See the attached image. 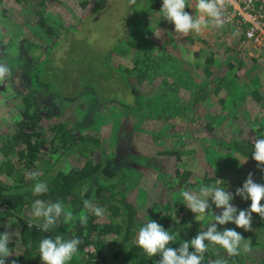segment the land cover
<instances>
[{
	"label": "rangeland",
	"instance_id": "1",
	"mask_svg": "<svg viewBox=\"0 0 264 264\" xmlns=\"http://www.w3.org/2000/svg\"><path fill=\"white\" fill-rule=\"evenodd\" d=\"M33 2L37 6L32 7ZM188 5L185 11L199 15L194 0H188ZM161 7L162 0H136L134 5L129 0H31L28 7L5 0L0 6V45L10 61L23 39L41 45L37 52L50 48L45 54V78L69 102L59 108L61 105L49 96L45 102L52 110L44 123L69 121L74 125L79 120L82 126H89L97 120L99 125L82 129L100 135L107 145L113 143L121 127L129 125L134 147L142 154L159 155L161 169L152 166L151 174L132 169L124 182L120 176L115 178L120 189L128 185L129 198L145 213L161 193L168 200L167 206L175 207L176 200L183 201L179 192L193 190L188 184L202 179L205 173L248 172L252 163L227 151L220 140L253 142L261 138L258 126H264V48L242 46L240 37L225 22L223 27H209L201 33H175L174 25L157 14ZM156 31L159 38L153 33ZM135 58L142 60L140 66L150 75L144 84L131 87L111 65L133 68ZM254 58L257 65L253 66ZM9 82L5 79L0 83V132L14 124L17 114L13 88L3 86ZM16 83L19 86V81ZM137 99L143 109L129 112L123 103ZM87 109L89 123L83 121ZM169 150L174 153L165 154ZM84 161V157H71L64 169ZM187 170L192 174L185 183L180 180ZM167 182H172L175 192L168 191ZM209 205L204 214L207 223L211 213L223 211L211 198ZM25 219L42 224L32 217L31 206ZM62 222L61 217L56 232H62L65 239L72 238L71 226ZM2 224L10 240L17 242L16 253L23 251V222L6 217ZM87 251L96 249L91 245ZM244 264H264V248L254 246Z\"/></svg>",
	"mask_w": 264,
	"mask_h": 264
},
{
	"label": "trees",
	"instance_id": "2",
	"mask_svg": "<svg viewBox=\"0 0 264 264\" xmlns=\"http://www.w3.org/2000/svg\"><path fill=\"white\" fill-rule=\"evenodd\" d=\"M4 1L0 0V6ZM16 1L28 7L31 0ZM37 3L33 2L31 6L35 7ZM36 14H41V11L36 10ZM130 44L139 46L134 41H130ZM40 48L41 45L23 39L15 57H11L13 61H10V57L0 45V63L6 64L11 70V75L6 78L10 82L3 86L7 89L13 88L14 96L18 99L14 124H10L7 131L0 132V234L6 231L2 224L6 217H15L23 222L20 228L23 251L16 253L17 242L10 240L8 247L12 250V255L6 258L5 264H12V261L16 264H42L38 252L39 241L43 238H54L57 234L62 235V232H56L57 227L50 229L49 232L41 231L37 223H30L29 227L25 212L36 199L45 202L59 200L76 216L84 210L83 201L86 199L105 209L101 217L89 212L86 225H81L78 219L71 225L72 238L78 237L81 244L78 254L73 257L70 264H156L160 257L149 258L135 243L138 229L149 219L155 220L166 231L179 233L177 241L169 245L174 248H178L181 241H190L202 227L206 230L208 223L205 217L197 221L195 214L183 204V201L176 200L175 207L170 208L167 206L168 200L165 194L161 193L159 200L153 203L148 213H145L129 198L128 185L119 188L120 184L115 181L117 176H120L124 182L131 175L128 171L132 169L151 174L152 166H158L159 169L163 167L159 155L142 154L134 147L131 126L121 127L118 134L115 133L113 143L107 145L100 135L82 129L99 125L97 120L92 125L89 123L86 114L89 109L85 110L86 115L83 120L89 123V126H82L79 120L74 125L69 121L44 123L47 113L52 110L45 102L49 96H53L61 105L59 108H64L69 101L59 92L54 91L53 82L45 78V54H48L50 48H47V51L37 52ZM252 60H254L253 66L257 65V59ZM140 64L142 60L135 58L133 68L122 69L115 65L111 66L124 76L129 86L134 87L144 84L150 75L149 71L143 69ZM240 64L241 68L243 62L241 61ZM230 66L235 67L232 64ZM250 70L248 73H251ZM207 72L210 73L209 67ZM16 81H19V86ZM261 81L263 82V78ZM129 103H123L129 112L143 109L139 99L135 103ZM1 110L0 102V112ZM76 128L80 130L76 131ZM258 133L264 138L263 125L258 126ZM220 145L227 151L236 152L242 158L248 159L252 163L251 169L245 173L229 175L210 176L205 173L204 177L196 180L195 183H187L188 187L198 190L201 183L215 185L217 179L222 180L221 186L233 194V205L238 211L248 209L251 200L237 196L236 189L243 186L249 173L252 174L255 183L264 185V170H262L264 165H258L252 158L251 141L220 140ZM171 153L174 151L165 152V154ZM122 156L125 157L126 162H123ZM71 157H84L85 161L79 166L65 170V162ZM137 164H140L139 167ZM33 171L40 173L39 181L48 184L49 191L46 194L33 195L32 187L36 180L29 178V174ZM191 174L192 171L187 170L180 181L186 183ZM171 183L165 184L169 186V192H175L176 188L172 187ZM261 204H264V200ZM3 206L5 208H2ZM225 228L235 229L245 239L251 240V249L254 246L264 248V219L258 214H252L250 231L237 228L233 223L217 225L219 231ZM91 245L95 247V252L87 251ZM189 251L194 249L190 248ZM247 256L248 253L243 252L238 256H228L219 246L216 248L209 246L202 264H209L210 260L217 258L226 259L228 264H244Z\"/></svg>",
	"mask_w": 264,
	"mask_h": 264
},
{
	"label": "clouds",
	"instance_id": "3",
	"mask_svg": "<svg viewBox=\"0 0 264 264\" xmlns=\"http://www.w3.org/2000/svg\"><path fill=\"white\" fill-rule=\"evenodd\" d=\"M136 0H129L130 5H134ZM195 11L199 15H191L185 11L188 0H162V7L157 13L160 17L174 25L175 33L187 36L189 33H201L209 27H223L222 7L224 0H194ZM159 38V31L153 32ZM11 75L10 68L0 63V81L5 80ZM264 136V135H262ZM252 158L258 165H264V138L257 137L253 139ZM246 161V160H245ZM244 161V162H245ZM264 170V169H262ZM40 173L33 171L29 178L36 180L32 187L33 195L39 196L49 191L48 184L39 181ZM222 180L217 179L215 185H205L201 183L198 190H184L179 192L185 204L194 214L197 221L203 219L206 210L209 209V198L217 209H223L220 214H212L211 220L190 241H181L178 248L169 245L177 241L179 233L166 231L162 225L155 220L149 219L143 226L138 229L135 243L149 257L159 256L160 259L156 264H202L204 254L208 251L209 246L222 248L228 256H238L241 252L247 254L251 252V240L245 239L235 229L225 228L222 231L217 229V225L233 223L237 228L245 231L251 230L252 214H258L264 219V185L255 183L252 174L243 186L236 189V195L244 200H251L248 209L239 210L231 201L233 194L226 191ZM84 210L78 216L65 207L64 203L57 200L56 202H45L36 199L31 205V215L36 221H41L38 227L43 232H49L50 229L56 228L60 224L61 217L63 224L73 225L78 219L81 225H86L88 213L91 212L96 217L103 216L105 209L93 203L92 200L83 201ZM238 213V214H237ZM10 222V223H14ZM31 224L29 223V227ZM11 236L5 231L0 234V264H5L7 257L12 255V250L8 247ZM207 242V243H205ZM81 240L78 237L65 239L62 235H55L54 238H43L39 241L38 252L42 264H70L73 257L78 254ZM194 251H189V249ZM219 255V254H217ZM12 264H16L12 261ZM209 264H228L223 258L210 260Z\"/></svg>",
	"mask_w": 264,
	"mask_h": 264
},
{
	"label": "built area",
	"instance_id": "4",
	"mask_svg": "<svg viewBox=\"0 0 264 264\" xmlns=\"http://www.w3.org/2000/svg\"><path fill=\"white\" fill-rule=\"evenodd\" d=\"M263 3L264 0H224L223 20L240 37L242 46L264 48Z\"/></svg>",
	"mask_w": 264,
	"mask_h": 264
}]
</instances>
